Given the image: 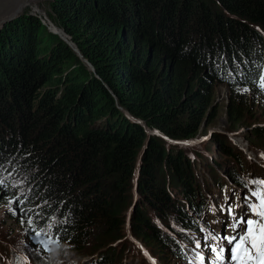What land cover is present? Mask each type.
<instances>
[{
    "label": "trees",
    "instance_id": "16d2710c",
    "mask_svg": "<svg viewBox=\"0 0 264 264\" xmlns=\"http://www.w3.org/2000/svg\"><path fill=\"white\" fill-rule=\"evenodd\" d=\"M51 6L57 27L94 71H86L71 47L34 16L0 29V181L19 198L14 204L27 218L31 244L55 221V238H44L39 250L57 255L69 246L67 253L80 256L90 235L101 246L115 240L132 204L129 192L146 128L172 140L202 137L201 107L211 84L227 81L228 128L238 129L249 109L238 88L250 85L264 95V0H55ZM255 136L264 137V129L255 128ZM217 138L201 144L197 160ZM215 145L220 160L233 163L226 167L231 182L250 191L252 183L239 180L244 167L254 170L251 179H261V172L229 140ZM172 147L149 139L137 183L140 201L130 217L136 240L159 244L161 253H171L168 259L179 260L182 245L198 235L209 189L228 183L220 181L223 165L216 162L208 170L215 185L202 187L185 148ZM16 178L26 180L27 200ZM149 214L166 223L173 216L180 236L168 229L162 234ZM113 252L99 264H114ZM33 261L47 264L41 256Z\"/></svg>",
    "mask_w": 264,
    "mask_h": 264
},
{
    "label": "rangeland",
    "instance_id": "374dc122",
    "mask_svg": "<svg viewBox=\"0 0 264 264\" xmlns=\"http://www.w3.org/2000/svg\"><path fill=\"white\" fill-rule=\"evenodd\" d=\"M54 1L55 0H0V24L7 18L14 16L18 11H21L19 15L10 21L16 20L20 16H34L44 26L47 33L57 36L60 40L70 46L78 57L77 59L79 61L77 62L81 63L86 71L93 73L94 69L84 59H82L75 46L70 42L64 32L57 27L58 23L54 13L52 12L51 6ZM260 34L261 37H263L262 40L264 41V32H260ZM163 66L165 67V65ZM260 73H263V70L260 69ZM226 76H231V74L227 73ZM226 82L211 84V89L208 91L210 92L209 100L207 98L208 103L201 107V111L204 112V115L200 120L198 132H202V137H199L196 140H172L160 132L149 131L147 128L145 129L148 135V140H145V144L137 156V161L134 165V186L129 192V196H132V204L129 206L128 211L124 214L123 223L119 226L120 229L117 236L115 237V240H108V242L105 241L107 243L101 246L100 244H95L96 240L93 238L96 236L93 237L90 235V238H88L86 241H82L84 245L80 248L86 249L81 251L82 253L80 256H77L75 251H72V253H67L68 250H71L69 246H63L61 249V251L63 250V254L57 255L55 254L56 252L49 254L47 249L39 250L44 238H55V221L47 223L45 236L43 239H41L40 243L31 244V241L29 242L26 238L25 232L27 218L25 215L17 213V208L14 203H9L10 200H14L13 191L12 193H9V191H11L9 187H7L6 191V189L2 186L0 187V256L5 258L8 264H16L15 256L24 257L25 260L32 262L33 264H38L37 262L33 261V258L38 256H41L44 262L47 264H77V262L82 264L86 260L93 261V264H99V259L103 256H110L108 251L109 249H113L114 256H118L114 264H151L153 261L155 264H183L180 260L175 258L170 257L168 259L171 253L167 250L166 255L161 253V246L159 244L147 246L143 241L136 240L132 234L130 216L136 204H138L140 201L138 198L139 195L137 192V183L139 180V172L142 164V154L145 152L148 141L151 137L163 139L165 144L170 147L177 146L180 148H185L186 154L189 158H191L195 165V176L197 178V183H199V185L202 187L208 185L213 186L215 185V181L209 175L208 170L214 168V163L216 162L222 163L223 165V169L217 168L219 169L218 176L220 181L228 182L233 178L231 176V172L229 173V176L226 174L228 169L232 168L231 165H233V163L230 164L227 161L225 164L223 159L220 160V156L216 155L217 147L215 142H218L220 139H227L233 147L235 146L234 148L240 152H243L242 156L244 155L245 162L247 161L250 163V165L254 164L253 167H259L261 169L259 172H262V176L264 177V156H262V154H264V137L261 138L255 136V128L264 129V95L262 93L261 95L258 92H255L250 85L241 86L238 88V90L241 89L240 93L246 94L247 98L249 99V109L244 115L243 121L238 126V129L231 130L228 128L230 123L228 121L227 111L230 106L231 86ZM231 83L237 84V80L232 78ZM245 89H247V91H245ZM119 110L125 114L127 113L121 108H119ZM126 116L131 121L134 120L140 125L144 126L141 121L132 118L128 114H126ZM217 134L218 138L215 139V142L211 144V149L208 151V154L205 153V158L197 160L195 152L197 153L201 150V144L207 141L210 142ZM172 149L176 150V148L173 147ZM229 149L230 152H232V149ZM245 152L254 158V161L248 158ZM223 158L228 160L229 155L224 156ZM258 164H261L263 168ZM226 167L230 168L226 169ZM244 170L245 174H243L239 180H241L243 183H249L256 179H251L249 177V171L251 175V173L253 174L254 170H251V168L247 166L244 167ZM160 177L161 175L158 176L159 180ZM15 180H17V178ZM17 182L19 183V189H21L22 186L24 190V192L22 191L24 193L23 199L27 200L30 198V188H28L29 186H27L26 180L21 182L20 180H17ZM14 183V181L9 182L11 186H13ZM197 183L196 185L199 186ZM190 185L191 189H193L194 182L191 181ZM209 190L212 192L211 195L208 194L207 196L210 201L218 202L219 198L223 196L219 193V189L217 188H211ZM233 191L240 192L241 190L238 188L232 190L231 188L226 187L222 193H232ZM173 193H176V191L173 190ZM171 213L174 214L173 212ZM148 216L150 219L152 218V223L157 229L161 231L162 234L166 235V230L168 229L173 232L175 238L180 236L176 221L173 216L169 217L170 221L168 223L164 222L163 218H160L156 214H149ZM216 216H218L217 220H222V213H217L213 217L216 218ZM227 221L230 222L229 217L227 218ZM223 227L222 232L224 230ZM79 259L80 261H78ZM18 261L20 263L19 259ZM41 263L42 262H40V264Z\"/></svg>",
    "mask_w": 264,
    "mask_h": 264
},
{
    "label": "snow or ice",
    "instance_id": "6c2138e0",
    "mask_svg": "<svg viewBox=\"0 0 264 264\" xmlns=\"http://www.w3.org/2000/svg\"><path fill=\"white\" fill-rule=\"evenodd\" d=\"M259 87L264 90V75L259 77ZM251 183L253 187L244 197L242 214H235L231 205L227 208L234 221L227 226L231 228V232L225 235L210 232L205 237L204 248L210 250L215 257L213 260L209 256L207 264H264V178L254 179ZM2 186L4 182L0 181V187ZM17 200H10L9 203H16ZM236 206L242 207L240 204ZM36 235L40 236L41 233L37 232ZM209 239L216 243H207ZM195 246L197 249L201 248L200 241H197ZM197 258L200 264H205L206 257L203 252H198Z\"/></svg>",
    "mask_w": 264,
    "mask_h": 264
},
{
    "label": "bare ground",
    "instance_id": "6f19581e",
    "mask_svg": "<svg viewBox=\"0 0 264 264\" xmlns=\"http://www.w3.org/2000/svg\"><path fill=\"white\" fill-rule=\"evenodd\" d=\"M3 2V1H2ZM21 11H18L16 14H19ZM15 14V15H16ZM14 15V16H15ZM13 17V16H12ZM11 18V17H10ZM1 25V24H0ZM193 142V141H192ZM242 154H243V152H241ZM246 153V152H245ZM247 154V157L248 158H250L251 160H253L254 161V158H252L250 155H248V153H246ZM250 156V157H249ZM260 167H262V165L261 164H258ZM258 168V172L261 170L259 167H257ZM263 168V167H262ZM251 175H253L252 173H251ZM259 175L260 176H262V172L261 173H259ZM230 181H228L227 183H229ZM14 192H15V190H13ZM16 195H17V193H16ZM210 195V194H209ZM41 239H43V236L41 235L40 236V238H35L34 240H36L37 242H34V244H36V243H40V241H41ZM42 244H43V242H42ZM42 244H41V246H42ZM40 246V247H41ZM41 250H43V249H41ZM47 251H49L48 249H47ZM88 261H90V260H87V261H84L82 264H85L86 262H88Z\"/></svg>",
    "mask_w": 264,
    "mask_h": 264
},
{
    "label": "water",
    "instance_id": "95a60500",
    "mask_svg": "<svg viewBox=\"0 0 264 264\" xmlns=\"http://www.w3.org/2000/svg\"><path fill=\"white\" fill-rule=\"evenodd\" d=\"M17 15H19V14H16L15 16H13L11 18H7L6 20H4V22H2V24L0 25V29L6 24L5 22H7V23L11 22L10 20H12L13 18H15ZM133 122H136V121L133 120Z\"/></svg>",
    "mask_w": 264,
    "mask_h": 264
},
{
    "label": "clouds",
    "instance_id": "9594fccd",
    "mask_svg": "<svg viewBox=\"0 0 264 264\" xmlns=\"http://www.w3.org/2000/svg\"><path fill=\"white\" fill-rule=\"evenodd\" d=\"M260 68H262L263 69V75H264V65L262 64V65H260Z\"/></svg>",
    "mask_w": 264,
    "mask_h": 264
}]
</instances>
